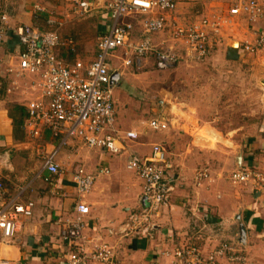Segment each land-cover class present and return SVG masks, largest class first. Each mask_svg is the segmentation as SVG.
Returning a JSON list of instances; mask_svg holds the SVG:
<instances>
[{"label": "crops", "instance_id": "1", "mask_svg": "<svg viewBox=\"0 0 264 264\" xmlns=\"http://www.w3.org/2000/svg\"><path fill=\"white\" fill-rule=\"evenodd\" d=\"M88 1L92 4V11L89 15L78 18L73 14L68 0H0V30L4 35L0 43V77L5 76V71L9 73L10 63L16 62V55L20 50L17 29L24 25H34L43 30H48L46 28L49 27L50 30H57L64 41L72 40L75 52H71L68 46L61 47L57 51L66 62L73 63L77 59L85 63L91 62L96 56L97 41L92 56L89 57L87 50L84 51L87 55L80 51L78 46L81 41L76 38L80 35L82 38H90L94 32L96 34V31L99 32L98 38L109 31L113 21L107 9L109 0ZM260 1L264 7V0ZM181 4L179 0L178 9L172 15L177 20L179 17L186 19L187 13L182 10ZM210 6L209 12L203 15L221 13L228 3L213 0ZM3 15L6 16V21L1 20ZM127 16L129 15H126L123 20L132 21L135 24L134 39L136 41L143 39L145 34L142 20L145 16L137 21ZM137 16L139 17L138 14ZM51 19L53 23L49 22ZM263 25L264 19L250 24L242 16L239 24L225 34L223 41L215 51L219 53L225 51L230 58H237V53L243 56L245 54L242 49L243 42L253 40L256 31ZM169 33L167 29L161 34L165 35L166 42L171 44L174 41L166 38ZM161 34L149 36L157 43L161 40L159 36ZM177 46L181 48V45ZM118 53L114 54L110 60L112 72L118 71L120 75L116 80L114 91L123 76V72L112 69L114 60L117 58L123 65V57L120 58ZM253 55L255 56H253L252 64L262 67L264 71V50ZM147 64L154 67L153 60ZM9 74L12 76L11 73ZM0 83H5L7 86L6 81L1 78ZM1 86L0 150L8 152L10 149H35L33 141L43 139L47 143L49 149L47 154H49L56 145L47 129H43L39 138L31 139L26 133L23 141H15L12 119L8 112L12 104L8 103L12 101L13 104H22L26 107L27 102L18 97L13 100L10 97L9 100L7 98L9 93L7 96H4V93L6 94L10 89L6 88L2 92ZM199 110L198 122L207 120L201 114V111L208 110L207 105L199 102ZM261 112L262 115L256 125H254L253 111L243 115L241 125L244 129L237 133H240V138L236 139L238 144L232 149H222L217 144L196 147L190 143L188 146L182 145L181 151L174 153L170 148L171 143L174 142L173 146L178 148V144L182 143L180 139L185 136L175 132L168 135L170 142L163 145L160 142L167 140L168 137L164 139L156 137V142H153L150 147L134 145L138 156L142 152L138 148L144 146L145 150L141 157H146L152 151L153 145L160 143L166 150L168 161L171 163L167 176L173 179L175 191L169 208L164 209L155 218L156 226L151 233L140 231L125 235L117 232L118 227L127 219L129 213L142 204L143 183L132 170L128 175L124 174L120 159L108 155V151L104 149H89V152L84 153L83 147L78 146L82 143L78 139L69 140L60 149L57 160L63 170L57 178V186L66 193L65 196L52 194V186L43 179L46 174L43 165L36 175L24 185L20 183L23 180L21 173L20 175L14 174L12 164L11 168L7 167L10 168L8 171L0 166V178L4 182L7 198L19 203L29 200L35 202L33 215L30 218L20 219L13 242L9 245L0 242V256L11 260L13 264H62L64 245L59 238L60 227L63 222L74 218L75 205L78 200L71 171L77 166H82L87 172L96 176L91 192L83 199L90 208V213L86 216V236L93 242L100 239L116 245L115 264H172V257L167 253H171L179 240L197 244L204 250L226 241L241 250L246 258L244 264H264V188L253 190L247 186H236L228 179V175L226 176V172L229 173L236 168L235 161L240 151L242 152V163L245 166L264 170V105ZM154 119L167 121L169 129L170 118L158 115ZM222 133L217 132L219 135ZM231 134L232 131L227 133V137H231L228 138L230 141L233 139ZM208 136L207 134L206 137ZM205 143L200 142V144ZM69 146L73 147V155L67 156L73 158L72 165L67 164L64 158L65 149ZM40 149L41 146L38 145L36 148L38 154ZM22 153L25 154V151ZM223 160L229 167L227 170L221 168ZM30 166L27 164L25 169L31 172ZM202 168L208 169V177L202 179L201 183H197L196 172ZM243 230L244 233H242ZM89 245L92 246L90 243Z\"/></svg>", "mask_w": 264, "mask_h": 264}, {"label": "built area", "instance_id": "2", "mask_svg": "<svg viewBox=\"0 0 264 264\" xmlns=\"http://www.w3.org/2000/svg\"><path fill=\"white\" fill-rule=\"evenodd\" d=\"M73 14L82 18L90 14L92 4L88 0H68ZM228 6L218 14L203 15L187 25L174 16L179 0H109L107 9L113 24L109 31L97 38L95 58L85 63L75 60L66 62L58 49L68 46L75 52L72 40L64 41L57 30H43L34 25L17 29L20 50L16 62L10 63L8 72L16 76L32 78L35 92L26 103L27 118L24 129L31 139L39 138L43 129L50 131L58 145L42 156L44 181L52 186L54 195L66 193L57 186V178L63 168L57 160L59 151L69 140L78 139L90 149H104L121 154L126 140H136V130L121 131L117 126V115L112 84L110 60L121 50L123 65L142 68L150 60L157 70H166L177 65L181 59L195 63L211 57L225 34L236 27L242 16L248 23L255 24L264 19V7L260 0H221ZM136 13L145 16L142 20L144 38L133 37L135 24L124 21L126 15ZM6 21V16H1ZM53 23L52 19L49 20ZM169 30L167 39L181 45V51L161 40L153 41L151 34ZM0 30V43L3 41ZM246 54L264 50V25L256 31L251 41H244ZM149 126L155 131L168 129L164 120L151 119ZM126 167L132 170L143 183L142 204L131 211L118 227L120 234H135L140 231L151 233L155 229V218L169 208L175 191L173 179L167 176L171 163L160 143H155L146 157L129 153ZM78 200L76 215L62 223L59 238L64 245L62 264H115L117 247L109 242L90 241L86 236V216L89 206L83 200L96 181V176L82 166L71 171ZM208 177V169L196 172L197 183ZM229 179L233 185L247 186L253 190L264 188V170L242 164L231 171ZM35 202L19 203L8 199L4 182L0 178V242H13L21 218L33 215ZM89 243L92 245L90 246ZM170 254L172 264H244L246 258L239 248L229 242H220L207 250L190 242L177 241ZM0 264H13L0 256Z\"/></svg>", "mask_w": 264, "mask_h": 264}, {"label": "rangeland", "instance_id": "3", "mask_svg": "<svg viewBox=\"0 0 264 264\" xmlns=\"http://www.w3.org/2000/svg\"><path fill=\"white\" fill-rule=\"evenodd\" d=\"M212 1L180 0L182 10L187 14L185 13L186 19H180L179 17L178 21L183 25H187L203 14H207ZM127 17H132L135 21L143 18L142 15L138 17L136 13H132ZM98 35L99 32L96 31V34L94 32L90 38H82L81 35L77 37L76 39L81 41L78 46L80 51L85 54L84 51L87 50L86 53L91 57ZM159 36L161 40L165 41V35L161 34ZM171 44L174 48L179 49L182 54V49L177 46L179 45L177 42L174 41ZM118 52L115 54L118 53L120 58L126 55L123 51ZM245 54L239 56L240 53H237V58H230L225 51L220 53L215 51L214 55L204 62L195 63L181 59L177 65L166 70L154 69L149 64L142 68L136 66L125 67L121 64L120 59H115L112 69L123 72L120 84L116 85L114 91L118 128L122 131L134 128L133 130H136L139 134L136 140L125 141L126 145L121 154L107 152L108 155L120 159L124 174L128 175L132 172L126 169L125 164L129 153L133 151L136 153L137 148L134 145L150 147L153 142H156V137L164 139L173 132L181 136L185 135L184 138L180 139L182 143H177L178 148L173 146L174 142L171 141L170 148L174 153L181 151L182 145L186 144L185 146H188L190 143L196 147L212 144H217L222 149L236 147L237 140L240 138V133H237L244 129V126L241 125L243 115L253 111L254 125H256L262 115L261 111L264 105V76L261 77L264 71H262V67L252 64L255 55H249V57L248 54ZM11 74L12 76L5 71L4 78L0 77L3 81H6V88L10 89L6 94L4 93V96L9 93L7 96L9 100L10 97L12 100L18 97L27 102L35 93L32 89V78L26 75L16 76L13 73ZM11 102L8 104H13ZM199 102L207 105L208 110L201 111V114L203 118L205 117L209 121L202 120V122H198ZM158 115H165L170 118L169 129L155 131L150 128L151 119L157 118ZM219 131L223 132V136L217 134ZM230 131H232L231 135L235 141L228 139L231 138L227 137V133ZM207 134L209 135L208 138L206 137ZM71 140L73 141V139ZM202 141L206 143L200 144ZM33 142L35 149H10L8 152L0 150V166L3 170L7 169L8 171L12 164L14 174L20 175L21 173L23 177L20 182L22 185L27 184L29 179L41 169L44 163L42 156H45L49 150L45 140L36 139ZM169 142L170 138L168 137L167 140L165 139L160 143L163 145ZM53 143L57 146V139H53ZM36 145L41 146L39 154L36 152ZM78 146L83 147L84 153L89 152L90 148L83 143ZM143 147H139L138 150L140 149L143 152L145 150V147ZM23 151H25V154L22 153ZM142 152L139 153V156L143 155ZM71 154L73 155V147L69 146L64 153L67 164H73V158L67 157ZM26 162L31 165V172L25 169L27 167ZM236 163L235 161V166H237ZM221 168L223 170L229 168L225 160H223ZM19 170L22 172H18ZM230 174L231 171L226 172L228 179ZM223 176L225 175L223 174Z\"/></svg>", "mask_w": 264, "mask_h": 264}, {"label": "trees", "instance_id": "4", "mask_svg": "<svg viewBox=\"0 0 264 264\" xmlns=\"http://www.w3.org/2000/svg\"><path fill=\"white\" fill-rule=\"evenodd\" d=\"M48 30V28H46ZM2 86V92H4V90H6V85L5 83L1 84ZM4 86V87H3ZM5 88V89H4ZM9 117L12 119V124H13V137L15 139V141L20 142L23 141L25 139V134L26 131L24 129V122L27 118V111H26V107L22 104H12L9 109Z\"/></svg>", "mask_w": 264, "mask_h": 264}, {"label": "water", "instance_id": "5", "mask_svg": "<svg viewBox=\"0 0 264 264\" xmlns=\"http://www.w3.org/2000/svg\"><path fill=\"white\" fill-rule=\"evenodd\" d=\"M119 72L118 71H115V72H113L112 73V76H111V79H112V84H113V86L115 87V83H116V80L119 78ZM242 152L240 151V153L237 155V166L236 167H240L243 163H242V154H241ZM242 233H244V230H243V232Z\"/></svg>", "mask_w": 264, "mask_h": 264}]
</instances>
